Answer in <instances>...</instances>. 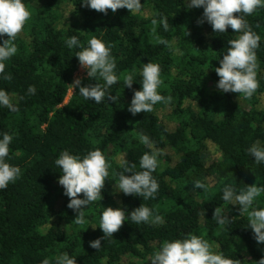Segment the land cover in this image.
Here are the masks:
<instances>
[{
  "label": "trees",
  "instance_id": "trees-1",
  "mask_svg": "<svg viewBox=\"0 0 264 264\" xmlns=\"http://www.w3.org/2000/svg\"><path fill=\"white\" fill-rule=\"evenodd\" d=\"M189 2L141 0L138 13L124 8L105 15L84 7L82 0H23L31 19L15 41L18 52L5 62V74L12 79L0 78V90L18 108L11 112L0 106V139L4 133L13 137L5 162L21 169L20 178L0 190V264H42L46 258L55 264L64 253L77 264H151L164 241L190 234L240 264L264 258V244L254 238L247 214L222 199L225 186L237 193L247 185L264 187V163L257 164L248 152L257 141L264 148V8L244 17L261 37L256 49L260 86L244 98L218 90L214 70L230 47L228 41L242 33L229 27L218 34L207 21L198 24L204 9H189ZM162 17L170 27L165 31L158 25L157 35L172 49L149 43L152 19ZM74 35L80 43L69 48L66 41ZM92 37L109 46L115 58L119 79L107 93L117 100H86L78 86L64 105L80 68L75 55ZM7 38L0 37V44ZM149 62L161 69L159 93L172 100L157 103L151 113L132 115L128 108L134 92L142 90L141 72ZM125 73L134 74L132 88L124 84ZM81 80L80 86L105 83L88 76ZM29 86H35V94L28 93ZM141 133L158 154L154 199L125 195L117 187L125 163H136L134 171H141L140 158L152 151L140 142ZM96 149L111 167L102 199L84 209L86 223L81 226L72 222L77 213L67 207L69 197L58 183L62 169L55 161L65 150L83 159ZM197 180L208 191L196 188ZM142 204L163 223H133L130 214ZM106 207L124 209L126 220L93 249L90 242L104 236L99 222ZM217 207L231 224L221 227L213 219ZM253 208L264 209V193Z\"/></svg>",
  "mask_w": 264,
  "mask_h": 264
},
{
  "label": "clouds",
  "instance_id": "clouds-1",
  "mask_svg": "<svg viewBox=\"0 0 264 264\" xmlns=\"http://www.w3.org/2000/svg\"><path fill=\"white\" fill-rule=\"evenodd\" d=\"M82 4L86 8L105 15L109 9L116 13L117 10L126 8L133 14L142 9L141 0H82ZM201 7L204 11L202 17L197 21L198 24L202 25L207 21L213 31L218 34L226 33L229 27L235 33H242L238 38L228 41L230 47L220 60V66L214 69L220 78L217 84L218 90L251 98L260 86L257 79L259 64L256 49L260 46L261 37L251 30L244 17L264 8V0H190L188 4L189 9ZM30 19L31 12L23 0H0V37H8L0 44V78L3 80L10 81L12 79L11 75L5 74V62L18 52L15 41ZM151 24L149 43L154 40L156 44H163L172 49V44L167 39L157 35L158 25H162L165 31L169 30L168 18L162 17L159 21L152 19ZM186 35L190 36L191 33L188 31ZM66 43L69 48H73L80 42L74 35L67 39ZM81 47L82 50L75 55L81 68L87 70L89 79L99 78L105 83L104 85L96 83L95 85L80 86L82 80L77 78L72 85L74 88L79 86V95L86 100L101 103L107 96L109 101L116 102L117 97L107 93V89L116 84L119 79L114 71L116 62L111 55L110 47L96 37H92L88 41V47L82 45ZM141 76L142 90L134 92L128 108L132 115L151 113L157 103L168 104L172 100L171 96L164 97L158 91L163 84L158 64L152 62L144 64ZM123 81L126 87L132 88L134 74H123ZM35 92V86H29L28 93L35 94ZM0 106L6 107L11 112L18 111L17 106L5 90H0ZM12 140L13 137L8 133H4L3 138L0 139V190L6 189L9 183L15 182L21 176L19 167L5 162ZM139 140L152 151L145 152L140 158L141 171H134L136 163H125L124 170L118 174L117 187L125 195H136L144 200L154 199L159 184L152 174L158 167V154L147 135L139 134ZM248 152L254 157L257 164L264 163V148L260 147L259 141L254 143ZM55 164L62 169L58 183L63 187L64 194L69 197L70 202L67 207L77 213L72 222L83 226L86 223L84 209L91 203L102 199V190L105 187L106 178L109 177L111 165L99 149L90 151L83 159L65 150L56 159ZM125 173L133 174L129 176ZM195 187L208 191V186L199 180L195 181ZM261 193H264V187L257 186V184L247 185L246 189H242L239 193L233 187L225 186L222 199L232 205L240 206V214H247L248 227L252 229L254 238L258 243L264 244V209L253 208L254 201ZM81 194H83V199L80 198ZM130 217L135 224L157 225L163 223V218L160 215H153L152 210L143 204L133 210ZM213 219L221 227L232 223V220L223 214L220 207L215 209ZM125 220L124 209L106 207L99 222V228L103 231L104 236L91 241L90 247L99 249L101 239L112 237L122 228ZM42 264H50V260L46 258ZM55 264H77V261L64 253L55 258ZM151 264H240V261H233L225 258L222 254L213 252L212 246L207 240L201 236L190 234L184 239L164 241L160 249L151 257ZM253 264H264V258L253 261Z\"/></svg>",
  "mask_w": 264,
  "mask_h": 264
},
{
  "label": "rangeland",
  "instance_id": "rangeland-1",
  "mask_svg": "<svg viewBox=\"0 0 264 264\" xmlns=\"http://www.w3.org/2000/svg\"><path fill=\"white\" fill-rule=\"evenodd\" d=\"M86 73H87V70L81 68V66H80L79 70H78V71L76 72V74H75V79L84 77V76L86 75ZM74 81H75V80H74ZM73 83H74V82H73ZM74 92H75V89H74V86L72 85V87H71V89H70V92H69V95H68V97H67V99H66L64 105L68 104V102L70 101V98H71V96L74 94ZM209 153H210V151H209ZM210 154H211V153H210Z\"/></svg>",
  "mask_w": 264,
  "mask_h": 264
},
{
  "label": "built area",
  "instance_id": "built-area-1",
  "mask_svg": "<svg viewBox=\"0 0 264 264\" xmlns=\"http://www.w3.org/2000/svg\"><path fill=\"white\" fill-rule=\"evenodd\" d=\"M87 76V73H86V75L84 76V77H82L81 79H83V78H85ZM74 80H75V77H74ZM75 89V88H74Z\"/></svg>",
  "mask_w": 264,
  "mask_h": 264
}]
</instances>
